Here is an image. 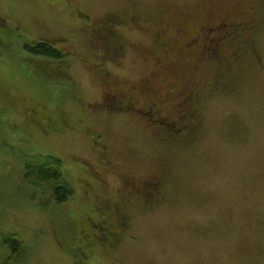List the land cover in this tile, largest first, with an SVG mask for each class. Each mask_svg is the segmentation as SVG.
I'll list each match as a JSON object with an SVG mask.
<instances>
[{
	"label": "rangeland",
	"instance_id": "1",
	"mask_svg": "<svg viewBox=\"0 0 264 264\" xmlns=\"http://www.w3.org/2000/svg\"><path fill=\"white\" fill-rule=\"evenodd\" d=\"M247 6L251 18L238 13ZM104 13L124 18L118 27L127 53L121 58L115 57V42L104 60L95 48L99 29H106L96 20ZM0 19V231L22 238L24 264H75L71 252L78 244L62 220L82 213L80 200L91 196L80 197L86 181H93V198L126 193L117 189L115 170L105 168L109 161V167L112 161L120 169L128 166L141 180L168 164L166 202L150 212L129 203L132 224L125 238L103 243L91 262L80 264H264V0H0ZM224 22L238 23L230 42L215 40L208 47V34L218 38L231 28ZM255 23L259 29L248 33ZM163 26L169 31L156 42ZM246 33L251 49L228 47ZM29 38L52 40L65 57L42 62L25 50ZM38 61L49 75L35 68ZM200 64L205 67L196 69ZM62 65L67 76L55 77ZM220 65H235L238 76L219 91L207 83ZM190 71L201 90L203 121L196 138L177 147L175 141L188 136L178 127L189 109L168 84L175 76L172 89L182 88ZM114 76L136 96L131 114L124 107L93 106ZM152 101L158 103L150 108L153 115L147 112ZM61 118L86 122L89 130L78 132L74 123L65 132H50L47 127L57 129ZM169 133L178 135L173 142L162 138ZM38 153L65 161L75 179V202L51 203L56 209L47 212L41 193L19 188L23 158ZM7 255L0 248L1 258Z\"/></svg>",
	"mask_w": 264,
	"mask_h": 264
},
{
	"label": "trees",
	"instance_id": "2",
	"mask_svg": "<svg viewBox=\"0 0 264 264\" xmlns=\"http://www.w3.org/2000/svg\"><path fill=\"white\" fill-rule=\"evenodd\" d=\"M221 3L222 2H218V6L219 5L222 6ZM252 7L255 8L256 5L253 4ZM234 12H236V11H232L233 14H234ZM113 16L116 18L117 16H120V15L113 14ZM120 17H122V16H120ZM0 21L3 22V20H1V19H0ZM121 23H124V22H121ZM119 24L120 23H118L117 26H115V30H114L115 32L113 34L114 35L117 34L119 36V39L123 40L124 38L122 36V33L119 31V27H118ZM237 25H238V23L234 24L233 29H231V28L225 29L223 31V35L218 37V38L208 34V37L212 38V39H210V43H209L208 47H210V44L215 40H219L220 43L224 39H225L224 41L230 42L229 38L233 36V31L237 27ZM222 26L223 27H229L223 23H222ZM252 29L254 32L257 31L259 29V23H255L252 26ZM177 34L178 33H173V36L174 35L176 36ZM168 36L169 37H167V39H165L167 41L172 39L171 35H168ZM164 37L165 36H163L157 32L156 42H160V39L161 38L164 39ZM238 37L242 38L241 41L242 40L246 41L244 46L242 47V49H245V51H247L248 49H251L250 45L253 42V39H251L249 36L246 40H245V38L243 39L242 36H238ZM221 39H223V40H221ZM237 40L235 41V44H237ZM25 41H26L25 45H24L25 50L27 52L35 55V56H40L42 62H44L45 60H48L49 58L59 59V58L65 57V56H63V54L58 49L54 48L56 43L54 44L53 42L50 43L47 41H34L31 38H29ZM224 41H223V44H224ZM182 43H184V41ZM186 44H188V45L185 46L186 48L183 47V51H187V49L189 48L190 42H187ZM232 44L233 43H230L228 45V47H230V49L234 48V46H232ZM115 48L117 49V52H118V58H121V56L123 54L126 55L127 46L125 45V43L115 42ZM213 53L214 52H211V54H213ZM181 54H183V53H181ZM223 56H225V55H223ZM239 56H240V54L233 59V61L235 63L238 61ZM225 61H226V58H225ZM42 62L38 61L35 64V68L42 71L45 74V76H47V73L49 75V72L47 71L48 68H46L45 67L46 64H44ZM227 62L230 63V60H227ZM234 66L220 65V67L215 68V71H214L212 78H210L208 81L209 84L210 83H216L211 88L220 87L219 91L220 90H226V86L229 85L228 83H233L236 76H238L237 72L234 69ZM67 72H68V69H66L64 67V65H62V66H60L59 71L54 73V75H55V77L56 76H61V77L63 76L64 77V76H67ZM216 76H217V79H215ZM189 79H190L191 86H193L195 84L194 79H196V78H195V75L192 71H190ZM80 89H81L80 90L81 93L84 92L83 88L80 87ZM198 90H199V92L195 89L194 91H196V92L195 93L191 92L190 95H192L193 99L195 98L197 100L198 106L200 107L199 94H200L201 90H200V88ZM146 94L150 95L149 92H146ZM124 96H125V94L121 93L120 99H122V102H121L122 104L120 106L113 105V108L123 109V107H124L131 114L132 113L131 110H135V108H133L134 105L132 103L134 98L132 100L129 99V101H127L124 99ZM127 98H129V96H127ZM150 98H148V99H150ZM184 99L185 98H182L180 103H183ZM155 102L156 101H152V102L148 103V107H147L148 113H150V114L153 113V111L150 110V108H151V106H153L155 104ZM155 105L157 106L158 104H155ZM111 107H112V105H111ZM153 108H154V106H153ZM136 111L134 113H136ZM201 112H202V109H201ZM191 114L195 115L196 109H193L191 111ZM185 118L186 119L182 120L183 123H180V126L178 127V129L183 128V131H185L187 134L193 133L194 122H193V125L186 126L185 123L188 122L190 119L187 117H185ZM151 120H153V119H151ZM60 121L66 122V120L62 119V118L60 119ZM202 121H203V113H202V117H201V125H202ZM67 122H73V121H67ZM81 122H83V121H81ZM81 122H75L77 127L81 126ZM191 122L192 121H190V124H191ZM156 124L158 125V124H162V123L159 122ZM41 127H43V129L47 131V129H45L46 128L45 126L41 125ZM47 128L49 130L51 129L50 126ZM199 128H201V126ZM199 128L197 127V129H199ZM53 130L56 131L55 128ZM88 130H89V127H88ZM168 131H169V129H168ZM95 134H97V132ZM164 135H165V133H164ZM190 135L192 136L194 134H190ZM169 136L171 137L170 133L166 136H162V138L167 139L166 141L169 142L171 140V138L168 139ZM92 141L94 142V144L95 143L98 144V142L96 141L94 136L92 138ZM182 144L183 143H178L174 146L178 147V146H182ZM121 160H122L124 166H126L127 163L125 164V162H127V159L121 156ZM65 164H66L65 161L61 157L56 156V155H52V154L38 153V154H33V155H27L22 160L23 174H22V178L21 177L19 178V188L24 186V185H28V189H33L36 192L41 193V195L43 197L40 201L41 202L40 206L43 207L47 212H50V210L56 209V208H54L56 206L61 207L62 205L67 204V202H71V201H72V203L75 202L76 193L74 191L75 189H73L75 179H73V183H72L71 176L68 172V168L64 166ZM163 164L164 163L162 162V165ZM167 166H168V164H167ZM85 168L86 167H84V169ZM108 168L115 170L114 167H108ZM168 168L170 169L169 166H168ZM84 169H83V172H84ZM127 169H128V166H126L123 169L117 168V171L116 170L115 171L116 172H122V171H126ZM129 171H130V176H131L132 172H131V170H129ZM169 172H170V170H169ZM154 173H157V172H154ZM149 176L153 177L152 174H150ZM136 179H138V178H136ZM131 180H132V178H129V181H128L129 184L133 185V187L132 186L129 187L130 192L134 191V189H135L134 188L135 182L131 183L130 182ZM125 182H127V181H125ZM142 182H144V181H142ZM140 188H141V186H140ZM94 192H95V190L93 189V194H94ZM84 194H86V193H84V192L80 193V197H82ZM87 196H89V195H87ZM169 196L170 195L167 196V199H170ZM129 197L131 199V201H129V203L139 202V204L141 203L142 208H145L146 211H149V212L159 208V206H161L162 204H164L166 202V200L162 199L163 193L159 194L158 191H156L152 187H149L148 185H145V187L143 189V194L141 196L130 195ZM153 197H155V198H153ZM122 198H123V196H120V195L115 196L112 199L105 194L104 195H98V198H93V196L91 195L90 199L88 201L82 200L81 202H82V204L84 203V205H86V206L87 205L88 206L93 205L92 206L93 214L95 213L97 215H101L104 219L109 220V218H110L109 214H112L113 216L116 215L115 209L112 207L111 203H113L114 200L117 201V200L122 199ZM137 199H139V200H137ZM51 203L56 204V205H54V207H51V205H52ZM71 217L67 216L66 220L65 219L62 220L64 229L68 233H71V232L73 233L75 223L82 225L83 221H85L84 218H86V216L82 215L81 212L78 214H72ZM93 220L95 221L94 217H93ZM60 225H62V224H60ZM81 230H82V228H80V231ZM110 230H111V228H110ZM82 234H83L82 231H81V233L76 232V235L79 237V239L82 238V237H80V235H82ZM23 244H24L23 240L19 236L18 233L8 232V231H0V248L6 250L8 252V255L5 258H1V256H0V264H24L27 260V255H26L25 250L23 248ZM83 258L87 259L86 256H83Z\"/></svg>",
	"mask_w": 264,
	"mask_h": 264
},
{
	"label": "flooded vegetation",
	"instance_id": "3",
	"mask_svg": "<svg viewBox=\"0 0 264 264\" xmlns=\"http://www.w3.org/2000/svg\"><path fill=\"white\" fill-rule=\"evenodd\" d=\"M218 3V2H217ZM256 3V2H254ZM250 8L251 6H247L248 11L247 12H240V14H243L244 17H248L251 18V13H250ZM214 10V9H213ZM212 10V11H213ZM83 21H87L88 19H86V16L80 17ZM104 18H106V22H104ZM104 18H99L98 21L96 20V22L99 23V27L101 24L106 26L105 30H100L99 29V33L98 36L96 38H98L97 41V46L95 45V48L97 49V51L99 52H103L102 56H99L100 59H103V57H111L110 53H111V47L112 44L114 42H119L121 43L123 40L119 39V36L117 34H113L115 31V26H117L118 23L124 22V19L120 16H117L116 18L114 17V19H111V16L109 13H104ZM223 18V17H222ZM101 21V22H99ZM187 22V21H186ZM227 26H230L231 29H233L234 25L228 24V23H223ZM91 26L88 25L87 29L85 30L86 32H90L91 31ZM169 30L167 28H165V26L162 27L161 32L159 34L162 35V33H166ZM253 31V29H250L248 33H251ZM248 33H246L243 37V39L245 38V40L248 38ZM237 40V44L233 43L232 46H234V48H232L233 50H237L238 49H242V47L244 46L246 41H241V37H236ZM122 39V38H121ZM43 41H47L51 43L50 39H46ZM121 41V42H120ZM241 41V42H240ZM187 42H185V44H182L181 46L184 45V48H186L185 46L188 45L186 44ZM96 51V50H95ZM114 51H116V55L115 57L118 59V52L117 49L115 48ZM117 62V61H116ZM115 62V63H116ZM205 66L200 64V66H196V69L201 70L203 69ZM173 81H175V76L174 78L171 80V82L168 84V89L170 90L171 94H177L180 95L182 98L184 99V104H185V108L189 109L188 110V114H187V118L190 119V121L194 122V131L193 133H188L189 135L182 140L179 139L177 141H175L176 143H183L182 146H186L189 145L193 139L196 138L197 136V127L199 128L201 126V117H202V112L200 107L198 106L197 100L194 98H192L191 92L195 93L196 91H194L195 89L199 92V87H196L195 85L191 86L190 84V79L187 80V83L182 87V88H178V90L172 89L171 85L174 83ZM124 81L119 80L116 76L113 77V79L111 80V82L109 83L108 88H105L102 92H101V97L103 95V97L101 99H98L97 101H95V103H93V106L95 107V110H97L98 106H105V105H116V106H120L122 103V99H120V95L121 93H124V99L129 101L132 100L134 98L133 101L135 100V95L123 88L121 86V84H123ZM194 83H195V79H194ZM209 84V83H207ZM216 83H210V86H214ZM121 86V87H120ZM196 87V88H194ZM147 88H144L143 90H145ZM191 89V90H190ZM150 94L151 91L147 90ZM144 94H146V92H144ZM127 96H129V98H127ZM181 98V99H182ZM155 104H158L157 102H155ZM92 105V104H90ZM134 105V104H133ZM83 108H89L88 106H84ZM193 109H196V114L192 115L191 111ZM89 111H91L93 113V110L91 108H89ZM75 122H61L59 121V127H57L56 131L58 132H65L66 128H70L71 124H74ZM51 129L49 130L50 132H55L54 127H50ZM76 130L78 132L80 131H86L88 130V125L86 124V122H81V126L80 127H75ZM190 134H194V135H190ZM111 134L108 131L107 133V137L108 139L110 138ZM178 135L176 134H171V137L169 136L168 139L171 138V140L169 142H173V140L177 137ZM182 140V141H181ZM104 150V149H103ZM104 152V151H103ZM115 158H119V157H115ZM121 159V158H120ZM122 161V160H121ZM111 163V161H109ZM109 162H106L105 164V168L109 167L108 164ZM127 163V162H125ZM112 164L115 168V170L117 171V167L115 162L112 161ZM169 168L167 166V164H163L159 173H153V177H149L148 179L145 180H141V179H136V177H134V173L132 172V175L130 176V171H129V167L126 171H122V172H113L111 171V174L113 175L112 177L114 178V176L120 180V186L117 187V189L119 191H126V193H120V196H123L122 199H119L117 201H113L112 207L115 209V213L116 215L113 216L112 214H109L110 218L109 220L104 219L101 215H97V214H93V208L92 206H86L83 203V207H82V215L86 216V218H84L85 221H83L82 225L81 224H76L74 226V231L73 233H69L71 234L78 246L77 249L73 248V251L71 252V255L73 256V260L75 264H80L82 263V260L85 259L83 258V256H86V258L91 262V259L93 260V251L94 250H99L98 248L100 246H103L102 244L104 243H109L111 245H114L115 242L120 241L122 239H124L125 237V232L126 229L131 227L132 224V216L129 213L128 210V204L129 201H131L130 199V195H137V196H141L143 194V189L145 187V185H148L149 187H152L153 189H155L156 191L159 192V194L162 193H166V188H167V182H166V176L169 173ZM113 172V173H112ZM97 179H99L100 181H102L104 184L110 183L109 179L105 176V177H96ZM129 178H132V180L130 181L131 183L135 182V189L134 191L130 192L128 187L132 186V184H129ZM127 181V182H125ZM144 181V182H142ZM146 182V183H145ZM86 185L87 187L84 188V193L89 192L92 196H93V181L90 183L89 180L86 181ZM141 186V188H140ZM166 186V187H165ZM92 187V189H91ZM112 199V197H110ZM139 200V199H137ZM81 202V200H80ZM79 202V203H80ZM82 204V202L80 203ZM93 217L95 218V221L93 220ZM75 220V219H74ZM72 222V221H71ZM80 228H82V232L83 234L80 236L82 237L81 239H79V237L76 235V232L81 233ZM111 228V230H110ZM114 250V249H112ZM92 256V257H91ZM86 259V260H87ZM87 260V261H88Z\"/></svg>",
	"mask_w": 264,
	"mask_h": 264
},
{
	"label": "bare ground",
	"instance_id": "4",
	"mask_svg": "<svg viewBox=\"0 0 264 264\" xmlns=\"http://www.w3.org/2000/svg\"><path fill=\"white\" fill-rule=\"evenodd\" d=\"M250 10H251V9H250ZM240 12H243V11L240 10L238 13L240 14Z\"/></svg>",
	"mask_w": 264,
	"mask_h": 264
}]
</instances>
